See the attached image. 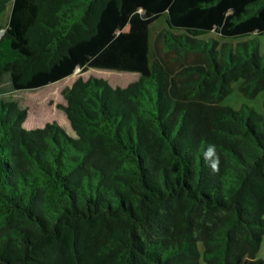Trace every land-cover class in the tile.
Segmentation results:
<instances>
[{
    "label": "trees",
    "instance_id": "16d2710c",
    "mask_svg": "<svg viewBox=\"0 0 264 264\" xmlns=\"http://www.w3.org/2000/svg\"><path fill=\"white\" fill-rule=\"evenodd\" d=\"M0 28L16 91L140 75L66 87L75 137L0 100V264H264V114L220 105L264 89V0H0Z\"/></svg>",
    "mask_w": 264,
    "mask_h": 264
},
{
    "label": "rangeland",
    "instance_id": "374dc122",
    "mask_svg": "<svg viewBox=\"0 0 264 264\" xmlns=\"http://www.w3.org/2000/svg\"><path fill=\"white\" fill-rule=\"evenodd\" d=\"M9 16V12L5 14L4 21ZM167 15L163 14L157 19L150 28V58L153 60L155 38L160 34L164 27H166ZM4 34V30L0 28V37ZM213 38L219 42V49L224 44L233 43L235 46L240 42H247V39L238 40H225L217 34H209L206 39ZM256 38V36L252 37ZM260 44V53L264 54V36L257 37ZM78 70V71H77ZM76 76L73 80L63 81L56 87L49 88L48 90H42L46 87L27 90L16 91L12 86L11 76L6 73L0 80V100L16 101L19 106L27 111V118L23 124V127L27 130L43 128L46 124L57 123L63 128L70 136L75 137L74 131L71 129V125L68 122L67 115L61 106H66L67 101L64 97V90L66 87H72L74 83L79 79L88 80L91 77L104 79L109 82L112 87L125 88L129 84L137 81L140 77L135 72L115 71L106 69L90 68L87 71H82L80 68L75 71ZM59 81V82H61ZM58 83V82H57ZM242 80H238L233 83L232 91L220 101L222 106H230L236 110L241 109L244 105L254 108L257 112L264 114V89H261L255 96L249 97L244 95L240 91V85ZM42 90V91H41ZM258 258L264 259V238Z\"/></svg>",
    "mask_w": 264,
    "mask_h": 264
},
{
    "label": "bare ground",
    "instance_id": "6f19581e",
    "mask_svg": "<svg viewBox=\"0 0 264 264\" xmlns=\"http://www.w3.org/2000/svg\"><path fill=\"white\" fill-rule=\"evenodd\" d=\"M78 71V70H77ZM75 76H76V73H74L72 76H70V77H68V78H66V79H64V82L65 81H69V80H73L74 78H75ZM63 81H61V82H58V83H56V84H54V85H51V86H49V87H46V88H44V89H42V90H48L49 88H52L53 86L54 87H56V86H58L60 83H62ZM41 90V91H42Z\"/></svg>",
    "mask_w": 264,
    "mask_h": 264
},
{
    "label": "clouds",
    "instance_id": "9594fccd",
    "mask_svg": "<svg viewBox=\"0 0 264 264\" xmlns=\"http://www.w3.org/2000/svg\"><path fill=\"white\" fill-rule=\"evenodd\" d=\"M214 151H215L214 146L210 145L207 152H206V156L210 157V156L214 155ZM213 166H215V165H213Z\"/></svg>",
    "mask_w": 264,
    "mask_h": 264
},
{
    "label": "crops",
    "instance_id": "0c3cea01",
    "mask_svg": "<svg viewBox=\"0 0 264 264\" xmlns=\"http://www.w3.org/2000/svg\"><path fill=\"white\" fill-rule=\"evenodd\" d=\"M68 122H69V120H68ZM70 123V122H69ZM72 129V128H71Z\"/></svg>",
    "mask_w": 264,
    "mask_h": 264
}]
</instances>
